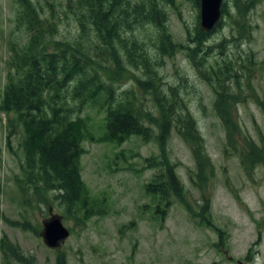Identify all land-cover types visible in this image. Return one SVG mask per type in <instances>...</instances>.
<instances>
[{
    "label": "rangeland",
    "instance_id": "1",
    "mask_svg": "<svg viewBox=\"0 0 264 264\" xmlns=\"http://www.w3.org/2000/svg\"><path fill=\"white\" fill-rule=\"evenodd\" d=\"M127 2L111 15L126 23L121 38L137 41L138 52L129 63L115 57L102 80L113 88L117 101L131 97L157 118L142 123L144 135L111 139L105 108L88 103L80 110V180L85 192L70 207L61 198L64 192L52 185L50 166L44 162L41 174L38 164L35 169L27 164L22 132L11 130L12 115L3 108L4 85L13 73L10 64L28 33L16 1L0 0V240L6 239L24 258L7 262L0 249V264H235L249 250H257L253 245L264 219V117L251 93L264 87V0H250L247 6L223 0L226 13L219 26L198 46L188 40L198 38L199 10L187 0H153L163 13L155 14L156 22L167 27L178 45L172 54L157 50V29L152 14H146L148 0ZM52 4L44 10L60 14V33L76 35L72 12L64 17L63 0ZM236 5L246 11L238 13ZM70 6L72 10V2ZM117 45V40L113 48L103 45L96 63L105 66ZM146 56L157 68L155 81L145 82L140 61ZM213 74L216 78L208 79ZM216 91L228 97L224 109L230 113V138L216 111ZM156 95L165 109L187 112L199 130L210 164L204 162L206 181L194 179L192 150L172 124L167 128ZM161 145L168 158L164 168L157 161ZM165 169L174 172L183 188L180 195L168 196L167 208L165 200L146 191ZM51 215L70 232L56 249L47 248L41 238ZM259 253L256 264H264V233Z\"/></svg>",
    "mask_w": 264,
    "mask_h": 264
},
{
    "label": "trees",
    "instance_id": "2",
    "mask_svg": "<svg viewBox=\"0 0 264 264\" xmlns=\"http://www.w3.org/2000/svg\"><path fill=\"white\" fill-rule=\"evenodd\" d=\"M15 1L17 9L18 6L22 9L20 23L24 25L28 37L26 44L20 48L10 64L13 73L8 74L4 85L3 108L12 115L11 130L18 129L22 132L20 143L27 164L31 169H35V165L38 164L41 167V174L45 170L42 167L44 162L47 167L50 166L54 176V178L50 177L54 182L52 185L64 192L61 195L64 204L73 207L85 192L80 180V139L83 135L78 117L80 110L88 103L98 108H105V129L111 139L129 134L144 135L147 128L142 123L150 124L157 118L149 111L138 108L131 97L125 95L117 101L113 88L102 80V73L110 72L108 64L115 57L129 63L138 52L135 48L137 41L126 42L121 38L126 23L111 15L117 14L115 13L117 9L121 10L129 3H126V0L123 3V0H63L67 7L64 9V17L67 18V13L71 11L77 30L76 35L66 36L58 30L60 14H54L52 9L44 10L45 5L52 8L54 0ZM163 1L170 2V0ZM187 1L199 10V0ZM71 2L72 10H70ZM238 2L247 6L250 0H238ZM236 8L240 14L246 11L238 8L237 5ZM62 9L60 8V11ZM222 12L226 13L224 7ZM146 14H152L151 18L157 29L155 36L159 44L157 49L159 53H174L178 45L172 42L167 27L161 22H156L155 14L163 13L153 0H148ZM196 31L198 38L195 40L190 38L189 45L198 46L205 41L206 35L198 29ZM91 33L94 35L93 38ZM94 38L95 40L92 41ZM116 40L119 45L116 46V50L110 51L107 64L103 66L101 63H96L97 60L102 59L103 45L113 48ZM140 63L148 78L145 82L155 81L159 77L157 68L155 67V70V65L149 56L142 57ZM111 66L114 67V64ZM212 78H216V75L213 74L208 79ZM154 100L159 109L165 112L161 117L167 120V128L172 124L190 146L196 160L197 170L192 173L194 179L198 182L206 181L208 173L205 171L204 162H207L209 167L210 164L203 138L197 127L193 125L192 119L187 112L177 114L173 109H165L161 96H154ZM227 101L228 97L223 98L222 92L216 91V111L230 138V113L224 109ZM167 128L164 137H168ZM166 154V146L161 145L160 158L157 161L163 168L164 163L168 162ZM162 158L163 160L160 161ZM173 173L168 169L160 170L146 186L147 192L152 195L157 194L165 200L166 208L169 205L168 196H178L183 189ZM198 189L201 190L202 187ZM201 210L204 211V208ZM0 249L3 260L7 259V262L10 259H24L6 239L0 240Z\"/></svg>",
    "mask_w": 264,
    "mask_h": 264
},
{
    "label": "water",
    "instance_id": "3",
    "mask_svg": "<svg viewBox=\"0 0 264 264\" xmlns=\"http://www.w3.org/2000/svg\"><path fill=\"white\" fill-rule=\"evenodd\" d=\"M223 0H200L199 30L202 33H211L221 18ZM69 230L63 225L58 216L52 215L43 223L42 240L50 249L60 247L69 237Z\"/></svg>",
    "mask_w": 264,
    "mask_h": 264
},
{
    "label": "flooded vegetation",
    "instance_id": "4",
    "mask_svg": "<svg viewBox=\"0 0 264 264\" xmlns=\"http://www.w3.org/2000/svg\"><path fill=\"white\" fill-rule=\"evenodd\" d=\"M261 66L264 65V59L261 60L260 63ZM251 95L253 97H256L258 99L257 104L255 103V105H257V107L261 110V113L264 117V87L262 90L258 89L257 91H254L251 93ZM259 225V229H258V233H257V240L255 242V244L253 245V247H257V250L253 251H248L242 259H237L235 260V264H256L257 261V255L260 256L259 253V248L262 242V238H263V233H264V219H262L261 223H258ZM261 258V256H260ZM229 261L233 262L232 258L229 257Z\"/></svg>",
    "mask_w": 264,
    "mask_h": 264
}]
</instances>
